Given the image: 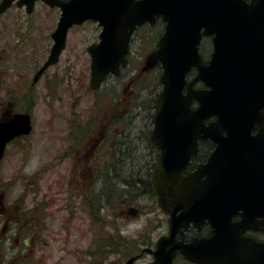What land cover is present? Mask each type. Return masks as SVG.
<instances>
[{"label": "flooded vegetation", "instance_id": "obj_1", "mask_svg": "<svg viewBox=\"0 0 264 264\" xmlns=\"http://www.w3.org/2000/svg\"><path fill=\"white\" fill-rule=\"evenodd\" d=\"M19 1L14 0L12 5L0 14V17L13 7L25 8L26 12L31 14L38 2L48 6L43 1L38 0L32 12L29 13L26 6L18 5ZM245 1L250 3L252 0ZM207 12L210 13L209 10L199 9L200 16H205ZM211 13L212 18L217 20L215 28L218 30L220 27L218 1H215ZM157 24L162 25L163 35L167 24L163 17L158 16L154 25L151 26L145 22L138 26L133 36L140 28L144 26L154 27ZM222 34L225 38L218 39L217 37ZM231 37V33L230 35L219 32L212 35L203 34L199 44V54L205 67H208L212 61L215 64L219 60V52L223 53L224 51L227 55L224 60L244 62L233 72V82L231 79L229 81V78H219V68L217 66L212 68L211 80L215 87L212 88V100L221 98L220 86L233 85L236 88L229 93V98L231 101L234 99L244 103L248 112V120L244 128H236L230 133L226 129H220L217 125L215 138L195 139L194 136H191L190 142L194 140L197 142L196 152H194L192 143L188 146L187 137L180 134L178 129L167 128L165 135L157 138L158 141L165 142L164 149L168 163L179 166L183 163L180 160L183 156L188 155L190 157L189 163L179 178L185 183H182L180 187L167 185L164 189L166 199H170L163 202L167 212L161 208L158 200L159 195L154 186L153 173L163 154L161 144L152 139L155 109L150 118L152 128L146 130L144 137H140L138 134L137 143H131L127 151L122 150L123 145L119 143V123L123 118L122 116L119 117L118 92L116 94L107 93L101 99H104L105 109L102 107L96 113L91 112V115L81 122L75 118L70 120L69 137L73 140L67 147L71 158L76 159L80 164L94 166L99 162L97 160L98 149L104 148L106 152L103 153V156L111 162L110 165L106 163L102 165L103 161H100V168L105 167V169L98 170L97 173L91 171L85 175V183H92V186L88 185L90 197L93 200L97 197L101 201L104 185L102 180L109 178L119 184L120 219L139 216L142 211L147 216L151 213L154 216L157 212L161 217L156 225L150 219L147 223L146 233L142 237L138 236L132 239L133 244L126 251L127 258L120 264H126L132 259H134L133 264L140 261L142 264L154 263L156 259L154 252L157 251L158 243L161 239L166 238H168L166 245L170 247L174 245L202 246L203 260L210 264H216V258L219 260L220 245L223 248L222 257L228 260V264H264V23L256 25L253 21L244 39L236 40L231 39ZM237 48L239 51L236 54ZM6 51L0 50V65L11 60L9 51ZM239 52L244 53L239 54ZM45 62L39 67L36 74ZM156 67L161 69L160 65ZM48 70L37 81H35V74L32 84H37ZM148 70L149 68H142L141 72L145 73ZM10 76L5 67H0V122H7L16 114L29 113L32 116L31 111L34 109L32 107L35 101H31L29 96L25 74H19V81L14 83V88L3 81L4 77L10 79ZM203 76L210 77L209 73L205 74V71L198 66L192 67L187 75V84L193 83L195 78L199 77L194 82L193 89L204 92L208 86L203 80ZM14 77H17L16 73H14ZM101 87L102 85L97 90ZM187 91L186 86L183 91L184 94ZM199 106L200 103L193 100L192 108L196 109ZM135 107L138 108L137 105ZM130 115L131 117L127 119L135 118L133 116L138 117L140 113L133 111ZM218 119V115H213L205 120V124L207 126L216 124ZM19 139L22 138L13 140L8 144V147ZM221 142L225 143L220 144ZM220 146L223 149L219 151ZM108 155H110L109 159ZM126 159L131 168L142 165V171L141 169L139 171L134 170L132 171L133 175L130 172L127 177H122L120 168ZM210 161L212 165L207 167ZM110 166L113 172L109 169ZM165 179L166 182H173L176 177L165 176ZM98 180L102 181L100 187H96ZM175 196H178L179 200H175ZM145 198L151 204L148 211L136 205ZM1 203L0 201V205H2ZM50 205V202L39 204L36 208V215L27 218L22 226L16 223L17 219L12 213V209L2 205L0 217H4L5 222L0 225V264H50L51 257L48 255V251L44 252L43 249L49 248L52 242L58 240L63 243V251L61 252L67 253V255L73 254L74 250L69 248L72 241L60 238L62 237L61 232L66 231V229L70 237L75 227L73 223L75 215L63 219L64 222L61 223L60 231L53 229L51 232L53 240L43 238L45 235L50 237L44 221L55 219L54 216L56 215L52 213L54 211ZM99 206L102 207V204ZM56 220L59 221V218L57 217ZM121 225L124 226L119 224V251H121L120 247L124 245L123 241L127 238L121 233ZM15 226L18 227L21 234L19 238L12 239L11 229ZM27 228L31 230L30 235H28ZM155 228L158 229L157 232ZM210 244H212V248L209 247ZM13 246L24 247V254L17 252L8 254ZM214 246L217 247L215 254ZM39 251L42 253L38 256L36 252ZM65 258L66 256H63L59 261H54L52 264H64ZM101 258L102 255L98 262H103ZM173 264L199 263L190 260L184 253L177 250Z\"/></svg>", "mask_w": 264, "mask_h": 264}, {"label": "rangeland", "instance_id": "obj_2", "mask_svg": "<svg viewBox=\"0 0 264 264\" xmlns=\"http://www.w3.org/2000/svg\"><path fill=\"white\" fill-rule=\"evenodd\" d=\"M60 16V9H52L38 2L31 14L25 8L13 7L0 17V50H8L11 55V60L0 65L11 75L10 79L4 77L3 81L14 88V83L19 81V74H25L29 96L31 101H35L31 111V135L12 143L0 161V201L5 208L12 209L16 223L20 226L27 218L36 215L39 204L50 202V208L54 211L52 213L56 215L55 219L44 221L50 234V237L43 236L44 239L53 240V229L60 231L63 219L75 215V227L70 237L66 229L61 232L60 238L72 241L69 248L74 250L73 254L61 252L62 241H54L49 248L43 249L51 257L50 264L63 256H66L64 264H120L127 258L126 251L132 246V239L146 233L150 219L156 225L161 217L157 212L154 216L152 213L147 216L142 211L139 216L120 219L119 184L109 178L102 180V200L90 197L89 186L92 183H85V175L105 169L100 168V161H103L102 165H110L111 162L103 156L106 152L104 148L98 149L99 162L94 166L80 164L71 158L67 147L73 140L69 137L70 120L75 118L81 122L91 112L96 113L102 107L105 109L104 99H101L107 93L118 92L119 117L123 118L119 123L122 150L127 151L131 143L136 144L138 134L140 137L145 136L146 130L152 128L149 115L154 112L153 99L161 89V69L153 67L145 73L141 70L147 68L144 65L146 56L157 48L163 33L162 25L144 26L138 30L130 46L128 67L118 77L109 75L97 91L90 89L91 57L87 47L99 41L101 27L94 21L75 26L69 32L66 49L58 64L53 65L33 85L36 71L49 55L53 43L51 33L56 30ZM14 73L17 74L16 78ZM133 105H137L134 112L137 111L140 116L127 119L131 117ZM127 159L120 168L122 177H127L134 170L142 171V165L131 168ZM109 169L113 172L111 166ZM102 181L98 180L96 187H100ZM136 205L146 211L151 208L147 198L141 199ZM4 222V217H0V225ZM119 224L124 225L120 226V230L127 237L120 247L121 251ZM27 229L30 235L31 230ZM155 230L157 232L158 229ZM20 234L18 227L11 229L12 239L19 238ZM24 251L22 246H13L8 254H24ZM41 253L36 252V255ZM101 255L103 262H98ZM136 264H142V261Z\"/></svg>", "mask_w": 264, "mask_h": 264}, {"label": "water", "instance_id": "obj_3", "mask_svg": "<svg viewBox=\"0 0 264 264\" xmlns=\"http://www.w3.org/2000/svg\"><path fill=\"white\" fill-rule=\"evenodd\" d=\"M38 0H20L19 6H26L27 11L32 12ZM50 7L61 10V16L56 30L51 38L53 45L48 59L35 76L37 81L43 73L51 66L57 64L66 48L69 31L76 25H81L88 20L99 23L102 32L99 41L88 47L91 57V80L92 89L101 86L105 78L112 74L119 76L121 69L128 63L129 47L132 35L136 28L144 22L151 25L155 23L157 16H162L166 22L165 34L159 41L158 49L147 56L146 67L153 68L159 63L162 65L161 76L162 91L156 99L155 114L153 117L154 129L152 139L162 146V157L155 168L154 186L159 195V204L164 212H167L164 201V189L167 185L180 187L185 181L179 179L182 171L189 162L190 157L183 156L180 160L182 165L170 164L166 160L164 141H158L163 137L167 128L178 129L180 134L187 137L188 146L192 143L194 152L197 142H190V137L215 138L217 125L220 129L230 132L236 128H244L248 120L244 103L229 98V93L236 87L220 86L221 98L212 100L211 73L213 67L219 68V78H229L233 82V72L244 62L237 60H224L227 56L225 51L218 54L219 60L212 61L208 67L202 66L199 55V44L202 35H212L215 32L229 34L231 39H244L249 32V27L255 22L264 23V0H41ZM218 1L219 29L215 28L212 17V7ZM14 0H3L0 4V14L5 12ZM199 9L209 10L205 16H200ZM204 18V19H202ZM217 24V23H216ZM203 28L205 29L204 31ZM218 39H224L222 34ZM239 49L237 48L236 54ZM244 53V52H239ZM192 66L209 73L210 77L203 76L208 89L204 92L194 90L189 86L188 93L183 94L186 84V74ZM197 78L195 79V81ZM227 89V91H225ZM196 100L200 106L192 109V102ZM218 115V123L205 125V120ZM33 130L31 115L29 113L16 114L7 122H0V160L5 155L7 144L20 136H28ZM225 142H221L223 144ZM223 148L220 146L219 151ZM184 151V150H182ZM193 153V151H192ZM209 162L207 167H210ZM221 167L223 165L221 164ZM165 176H174L173 182H166ZM175 200H179L175 196ZM168 238L161 239L154 252L155 261L152 264H173L177 250L184 253L190 260L199 264H210L203 260L204 252L202 246H167ZM212 244L209 245L210 248ZM214 246V254L216 253ZM222 246L219 249V260L215 255V263L228 264V260L222 257ZM134 259L126 264H133ZM212 263V262H211Z\"/></svg>", "mask_w": 264, "mask_h": 264}, {"label": "trees", "instance_id": "obj_4", "mask_svg": "<svg viewBox=\"0 0 264 264\" xmlns=\"http://www.w3.org/2000/svg\"><path fill=\"white\" fill-rule=\"evenodd\" d=\"M154 104H155V97L153 99V107H152V109H154ZM135 109H137V108L136 107H132L130 112L134 111ZM149 118H151V114L149 115Z\"/></svg>", "mask_w": 264, "mask_h": 264}]
</instances>
